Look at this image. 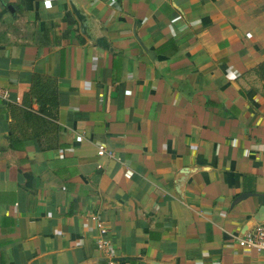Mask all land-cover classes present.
Instances as JSON below:
<instances>
[{
  "label": "crops",
  "instance_id": "0c3cea01",
  "mask_svg": "<svg viewBox=\"0 0 264 264\" xmlns=\"http://www.w3.org/2000/svg\"><path fill=\"white\" fill-rule=\"evenodd\" d=\"M72 1L0 0V264H264V0Z\"/></svg>",
  "mask_w": 264,
  "mask_h": 264
},
{
  "label": "built area",
  "instance_id": "2783aa9c",
  "mask_svg": "<svg viewBox=\"0 0 264 264\" xmlns=\"http://www.w3.org/2000/svg\"><path fill=\"white\" fill-rule=\"evenodd\" d=\"M95 153L98 157L113 158V154L103 144H95ZM97 231L94 246L101 259L96 264H118L112 256V247L105 238L106 230L101 223L97 224ZM234 239L245 251L264 258V219Z\"/></svg>",
  "mask_w": 264,
  "mask_h": 264
},
{
  "label": "trees",
  "instance_id": "16d2710c",
  "mask_svg": "<svg viewBox=\"0 0 264 264\" xmlns=\"http://www.w3.org/2000/svg\"><path fill=\"white\" fill-rule=\"evenodd\" d=\"M256 76L261 82V89H262V94L264 96V60L260 62L256 68ZM46 84L45 82H38L35 79H32L29 91L26 95H24V100L27 98L29 95H34L36 99L40 103V107L37 112L46 115V111L44 110L43 104L47 103L49 107H52V103L50 99L43 100V92L46 89Z\"/></svg>",
  "mask_w": 264,
  "mask_h": 264
},
{
  "label": "water",
  "instance_id": "95a60500",
  "mask_svg": "<svg viewBox=\"0 0 264 264\" xmlns=\"http://www.w3.org/2000/svg\"><path fill=\"white\" fill-rule=\"evenodd\" d=\"M70 8L72 13L74 14L76 20L79 23V28H80V33L84 35L87 39H90V36L87 33V25H86V20L84 14H82L79 9H77L73 3L72 0H69ZM94 43L98 46L101 47L105 50H109V45L108 43L105 42L103 38H96L93 40Z\"/></svg>",
  "mask_w": 264,
  "mask_h": 264
},
{
  "label": "clouds",
  "instance_id": "9594fccd",
  "mask_svg": "<svg viewBox=\"0 0 264 264\" xmlns=\"http://www.w3.org/2000/svg\"><path fill=\"white\" fill-rule=\"evenodd\" d=\"M46 6L50 7V3H49V0H46Z\"/></svg>",
  "mask_w": 264,
  "mask_h": 264
}]
</instances>
